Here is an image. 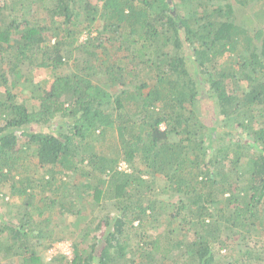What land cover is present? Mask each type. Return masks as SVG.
Segmentation results:
<instances>
[{
    "label": "trees",
    "instance_id": "obj_1",
    "mask_svg": "<svg viewBox=\"0 0 264 264\" xmlns=\"http://www.w3.org/2000/svg\"><path fill=\"white\" fill-rule=\"evenodd\" d=\"M2 203L0 264H264V0H0Z\"/></svg>",
    "mask_w": 264,
    "mask_h": 264
},
{
    "label": "rangeland",
    "instance_id": "obj_2",
    "mask_svg": "<svg viewBox=\"0 0 264 264\" xmlns=\"http://www.w3.org/2000/svg\"><path fill=\"white\" fill-rule=\"evenodd\" d=\"M235 5L237 6V8L238 9H240V10H242V11H244V12H246V13H244V12H242V14L244 15V17L249 21V22H251L250 24L251 25H253L254 24V21H255V19H256V17H254V14H253V12H249V9L247 8V7H245V6H240L239 4H237V3H235ZM257 20V19H256ZM249 24V25H250ZM250 25V26H251ZM94 34H96V33H94ZM87 37V33H83L82 34V36H81V40H83V39H85ZM225 60V59H224ZM228 67H230V65L229 64H226V65H224V66H221V69L223 68H228ZM193 68V67H192ZM44 72V74L47 76V77H49V80H50V82H49V84L54 80V76H53V74L51 73V71H50V69H45V70H43ZM243 85H244V83L243 82H240V83H238V84H232V86H233V88H235V89H237V90H239L241 87H243ZM26 93V92H25ZM23 95H24V93H23ZM56 124H54V126H55ZM232 131V130H231ZM232 137V136H231ZM230 137V138H231ZM247 167V168H246ZM249 167V165L247 164V160L245 159V160H242L241 161V163H240V169L242 170V171H245V172H248L247 170L249 169L248 168ZM8 191V190H7ZM6 200H8V201H10V194H8L7 195V197H6ZM12 200V199H11ZM0 206L2 207V210L4 211V210H6L7 208H6V206L2 203V204H0ZM71 242H72V240L71 239H67V240H64V241H61V242H58V243H55L54 244V246H53V248H52V250L50 251V252H54V253H57L58 251H62V252H65V253H67V254H69V256L70 257H72V249H71ZM251 245H254V243H251ZM49 251L47 252V253H45V256H46V258L48 259V258H50V256H52V254L50 253ZM216 252H217V260L218 261H221V263H225V254L227 253L226 252V250H219V248H217L216 249Z\"/></svg>",
    "mask_w": 264,
    "mask_h": 264
},
{
    "label": "built area",
    "instance_id": "obj_3",
    "mask_svg": "<svg viewBox=\"0 0 264 264\" xmlns=\"http://www.w3.org/2000/svg\"><path fill=\"white\" fill-rule=\"evenodd\" d=\"M121 167H126V164H125V163H122V164H121Z\"/></svg>",
    "mask_w": 264,
    "mask_h": 264
},
{
    "label": "clouds",
    "instance_id": "obj_4",
    "mask_svg": "<svg viewBox=\"0 0 264 264\" xmlns=\"http://www.w3.org/2000/svg\"><path fill=\"white\" fill-rule=\"evenodd\" d=\"M122 163H124V162H122ZM122 163H121V164H122Z\"/></svg>",
    "mask_w": 264,
    "mask_h": 264
}]
</instances>
